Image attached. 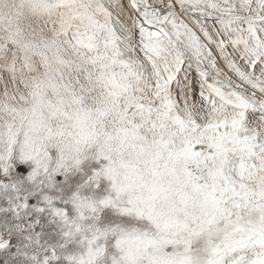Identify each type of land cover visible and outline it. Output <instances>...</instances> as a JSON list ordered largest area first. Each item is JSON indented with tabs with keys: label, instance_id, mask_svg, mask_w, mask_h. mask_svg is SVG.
Returning <instances> with one entry per match:
<instances>
[{
	"label": "snow or ice",
	"instance_id": "6c2138e0",
	"mask_svg": "<svg viewBox=\"0 0 264 264\" xmlns=\"http://www.w3.org/2000/svg\"><path fill=\"white\" fill-rule=\"evenodd\" d=\"M0 264H264V0H0Z\"/></svg>",
	"mask_w": 264,
	"mask_h": 264
}]
</instances>
